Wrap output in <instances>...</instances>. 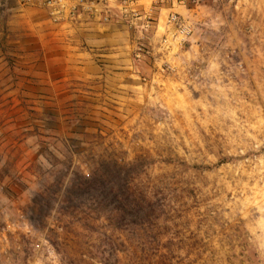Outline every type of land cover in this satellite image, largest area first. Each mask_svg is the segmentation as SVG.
<instances>
[{"label": "rangeland", "instance_id": "obj_1", "mask_svg": "<svg viewBox=\"0 0 264 264\" xmlns=\"http://www.w3.org/2000/svg\"><path fill=\"white\" fill-rule=\"evenodd\" d=\"M0 264H264V0H0Z\"/></svg>", "mask_w": 264, "mask_h": 264}, {"label": "trees", "instance_id": "obj_2", "mask_svg": "<svg viewBox=\"0 0 264 264\" xmlns=\"http://www.w3.org/2000/svg\"><path fill=\"white\" fill-rule=\"evenodd\" d=\"M8 21V15H6L5 3L1 2L0 6V25L6 23Z\"/></svg>", "mask_w": 264, "mask_h": 264}]
</instances>
